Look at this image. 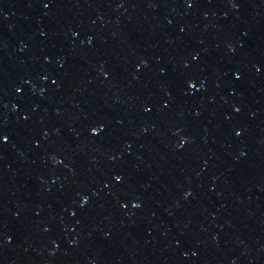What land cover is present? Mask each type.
Wrapping results in <instances>:
<instances>
[{"label":"water","instance_id":"obj_1","mask_svg":"<svg viewBox=\"0 0 264 264\" xmlns=\"http://www.w3.org/2000/svg\"><path fill=\"white\" fill-rule=\"evenodd\" d=\"M0 264H264V0H0Z\"/></svg>","mask_w":264,"mask_h":264}]
</instances>
